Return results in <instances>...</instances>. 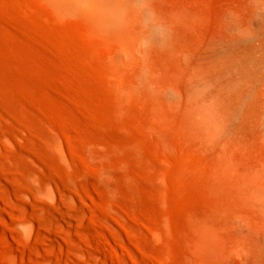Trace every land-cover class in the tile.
<instances>
[{
	"label": "rangeland",
	"instance_id": "obj_1",
	"mask_svg": "<svg viewBox=\"0 0 264 264\" xmlns=\"http://www.w3.org/2000/svg\"><path fill=\"white\" fill-rule=\"evenodd\" d=\"M249 1L0 0V264H264Z\"/></svg>",
	"mask_w": 264,
	"mask_h": 264
},
{
	"label": "bare ground",
	"instance_id": "obj_2",
	"mask_svg": "<svg viewBox=\"0 0 264 264\" xmlns=\"http://www.w3.org/2000/svg\"><path fill=\"white\" fill-rule=\"evenodd\" d=\"M232 23L240 30L241 42L251 39L252 33L249 30L254 27L264 29V0H250L248 19L239 22L233 21ZM252 41L254 50L251 53V57L254 60L264 61V38L253 37Z\"/></svg>",
	"mask_w": 264,
	"mask_h": 264
}]
</instances>
